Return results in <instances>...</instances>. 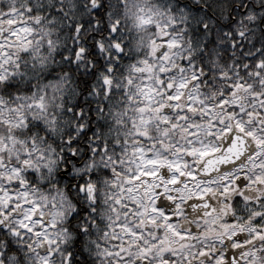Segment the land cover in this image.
<instances>
[{
  "label": "clouds",
  "instance_id": "9594fccd",
  "mask_svg": "<svg viewBox=\"0 0 264 264\" xmlns=\"http://www.w3.org/2000/svg\"><path fill=\"white\" fill-rule=\"evenodd\" d=\"M0 264H264V0H0Z\"/></svg>",
  "mask_w": 264,
  "mask_h": 264
}]
</instances>
